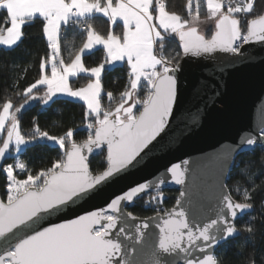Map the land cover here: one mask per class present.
<instances>
[{
	"label": "snow or ice",
	"instance_id": "6c2138e0",
	"mask_svg": "<svg viewBox=\"0 0 264 264\" xmlns=\"http://www.w3.org/2000/svg\"><path fill=\"white\" fill-rule=\"evenodd\" d=\"M256 6L257 0H186L177 12L169 9L166 0H0V46H17L25 26L39 21L49 50L39 59L38 78L15 91L16 102L11 95L0 97V173L5 176L0 192V264H219L216 245L239 234L234 222L238 213L253 207L233 199L227 177L220 182L207 219L189 217L184 192L176 207H160L169 174L172 181L184 184L186 169L179 164L128 187L103 207L74 218L63 213L151 157L149 145L165 132L177 103L178 57L212 58L216 53L238 57L245 45L264 44V10L257 14ZM98 17L106 18L103 34L93 23ZM68 32L79 35L82 42L78 48L68 45L66 62L61 43ZM177 38L181 51L166 54V44ZM98 46L104 52L102 62L86 67L83 55ZM124 65L123 86L106 90L102 82L106 66ZM81 73L87 82L74 88L70 78ZM13 87L18 88V83ZM218 87L201 79L193 89V100L206 105ZM58 94L83 102L81 130L86 135L77 139L76 128L50 135L35 120L30 132L22 131V111L34 101L48 105ZM201 111L186 110L177 120L185 128L195 126ZM176 141L170 133L154 148L170 149ZM37 142H51L57 155L33 169L20 154ZM258 143L264 147V126L243 137L239 147L252 150ZM94 154L103 158L97 167L90 159ZM218 159L223 176L234 159L233 151ZM145 196L156 215L132 224L137 217L127 206ZM243 196L250 199L247 190ZM153 222L158 233L147 231ZM247 230L252 232L250 227ZM149 246L150 258L142 261L139 256Z\"/></svg>",
	"mask_w": 264,
	"mask_h": 264
},
{
	"label": "water",
	"instance_id": "95a60500",
	"mask_svg": "<svg viewBox=\"0 0 264 264\" xmlns=\"http://www.w3.org/2000/svg\"><path fill=\"white\" fill-rule=\"evenodd\" d=\"M242 53L238 57L226 53H216L212 58L181 56L178 60L180 70L177 73V103L165 132L149 145V148H153L151 157L141 167L120 177L88 201L74 205L73 209L63 215L66 218H74L77 214L103 207L110 198L128 187L158 176L173 164H179L182 169H186L184 184L175 183L170 179L169 174L167 183L162 187V191L167 189L179 191L175 203L168 209L176 207L177 200H181L180 194L184 192V199L189 201L185 204L189 217L210 218V208L216 202L221 180L227 177L225 184L229 190L227 180L236 157L242 152L251 151L240 150L241 139L249 133L258 132L259 128L264 126V44L245 45ZM218 67H222L224 71L216 72L215 69ZM201 79L206 80L210 85H219L215 89L216 94L207 101L206 105L203 100H193V89ZM207 92L212 95L213 89L208 88ZM197 107L202 108L198 123L185 128L177 117L180 113ZM170 133H174L177 137L176 143L170 149L156 150L154 146L158 147L159 143H164ZM229 150L233 151L234 159L224 168L222 176L221 161L218 157L228 153ZM145 151L147 152L148 149ZM184 161H187V164H184ZM233 199L239 202L234 197ZM135 201L127 206V211L131 212L129 208ZM252 211L253 207L238 213L235 224L237 219ZM133 214L137 220L132 221V224L156 215V213L149 216ZM56 222H60L59 219H56ZM155 223L150 225L147 230L149 233L159 232ZM240 234L241 230L234 237ZM230 238L233 237L228 239ZM220 244L216 245L214 255ZM149 252L150 246L145 247L139 258L148 261ZM133 255L137 254L133 253Z\"/></svg>",
	"mask_w": 264,
	"mask_h": 264
},
{
	"label": "trees",
	"instance_id": "16d2710c",
	"mask_svg": "<svg viewBox=\"0 0 264 264\" xmlns=\"http://www.w3.org/2000/svg\"><path fill=\"white\" fill-rule=\"evenodd\" d=\"M170 10L181 12L186 0H166ZM264 10V0H257L256 12L260 14ZM94 26L102 34L107 30L106 18L98 17L93 21ZM25 36L22 41L12 49L0 46V97L11 95L16 102L15 91L22 90L28 84L38 78V65L41 56L48 53L47 43L42 34V26L39 21L26 25ZM81 37L73 32H68L61 43V54L68 59V45L78 48L81 44ZM178 41L166 44L165 53L174 55L179 52ZM104 52L97 47L91 53L83 55V62L86 67L97 66L102 62ZM180 57L177 58L179 60ZM126 79V65L115 66L109 69L106 66L103 73L102 82L106 90L115 91L121 88ZM86 81L85 75H80L73 80L75 86ZM18 83V88L13 85ZM107 103L106 99L103 101ZM84 105L82 101L65 96L53 97L48 105H43L38 101L31 103L20 114L22 131L28 133L32 130L33 121L39 125L41 130L48 131L50 135H63L69 128H76L78 134L74 133L77 139L83 138L86 133L81 130ZM57 155L56 148L50 143L37 142L33 146L27 147L20 154V159L24 160L33 169L48 164V161ZM92 166L97 167L102 161V157L94 155L90 158ZM7 163L13 162L7 159ZM5 176L0 173V189L4 190ZM227 185L233 197L242 203H251L253 211L246 213L236 220L237 227L241 234L221 243L216 249L215 256L219 264H264V148L257 145L253 150L240 153L234 162L229 174ZM239 188V192L236 189ZM247 190L250 199H245L243 192ZM163 192V203L160 207L168 209L171 207L179 191L177 189H167ZM147 197L137 199L129 210L139 216H149L155 214L153 204L145 203ZM252 232H248V228Z\"/></svg>",
	"mask_w": 264,
	"mask_h": 264
},
{
	"label": "crops",
	"instance_id": "0c3cea01",
	"mask_svg": "<svg viewBox=\"0 0 264 264\" xmlns=\"http://www.w3.org/2000/svg\"><path fill=\"white\" fill-rule=\"evenodd\" d=\"M99 47V46H98ZM86 53V52H85ZM80 75H85L86 76V74H83V73H81ZM79 75V76H80ZM78 77V76H77ZM77 77H71L70 78V84L75 88V87H80V86H83L87 81H85V82H83L81 85H79V86H75L74 84H73V80L75 79V78H77ZM59 95V94H58Z\"/></svg>",
	"mask_w": 264,
	"mask_h": 264
},
{
	"label": "built area",
	"instance_id": "2783aa9c",
	"mask_svg": "<svg viewBox=\"0 0 264 264\" xmlns=\"http://www.w3.org/2000/svg\"><path fill=\"white\" fill-rule=\"evenodd\" d=\"M264 148V147H263Z\"/></svg>",
	"mask_w": 264,
	"mask_h": 264
},
{
	"label": "rangeland",
	"instance_id": "374dc122",
	"mask_svg": "<svg viewBox=\"0 0 264 264\" xmlns=\"http://www.w3.org/2000/svg\"><path fill=\"white\" fill-rule=\"evenodd\" d=\"M51 143V142H50Z\"/></svg>",
	"mask_w": 264,
	"mask_h": 264
}]
</instances>
